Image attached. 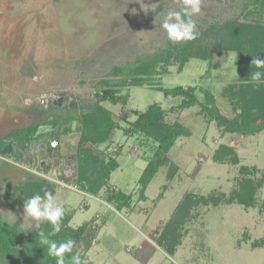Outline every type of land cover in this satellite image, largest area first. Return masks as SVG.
Here are the masks:
<instances>
[{
  "label": "rangeland",
  "instance_id": "1",
  "mask_svg": "<svg viewBox=\"0 0 264 264\" xmlns=\"http://www.w3.org/2000/svg\"><path fill=\"white\" fill-rule=\"evenodd\" d=\"M245 3L202 0L201 12L193 16L195 31L232 19L264 28V5L246 9ZM181 4L182 0H0V137L38 121L32 107L50 109L59 101L62 106L72 101L79 110L93 103L103 83L124 78L108 74L114 65L175 44L161 24L167 12L179 11ZM242 30L237 41L245 44L246 56L253 51L255 58L264 59V31L254 40L245 38L249 29ZM211 35L201 39L212 42ZM238 49V44L216 47L211 59L193 57L183 66L173 58L165 73L153 76L155 82L123 86L125 104L101 101L119 123L103 144L83 141L79 123L71 121L43 125L25 146L13 142L10 152H0V217L19 225L18 243L26 244L25 232L52 234L49 222H37L24 213L29 198L48 191L65 210L61 230L91 223L76 247L82 264H264V130H225L202 109L204 88L215 94L225 117L240 119L242 108L256 115V94L248 95L244 88L243 96L238 94L245 84L257 85L242 77L253 67L239 63ZM177 85L196 86L198 103L179 109L182 97L159 89ZM260 85L262 89L264 82ZM153 102L160 103L167 122L183 132L141 199L138 181L156 143L125 129L136 119L135 110H145ZM55 131H60L59 149L49 154L46 143ZM86 150L117 163L108 183L96 191L90 187L100 180L101 170L82 165ZM242 179L256 186L255 206H245L233 195ZM114 189L132 195L130 206H116L110 199ZM189 198L207 201L193 203Z\"/></svg>",
  "mask_w": 264,
  "mask_h": 264
},
{
  "label": "trees",
  "instance_id": "2",
  "mask_svg": "<svg viewBox=\"0 0 264 264\" xmlns=\"http://www.w3.org/2000/svg\"><path fill=\"white\" fill-rule=\"evenodd\" d=\"M264 5V0H246L245 8L248 9L252 5ZM236 20V19H235ZM235 20L226 21L225 25H211L206 31L197 32V39L194 41L182 42L171 44L169 48L165 50H159L155 52H143L140 55L134 57L131 61L123 65H114L110 74H121L124 78L119 79L117 82H110L108 80L103 83V91L100 92L98 100L89 104H82L78 109H74L70 106L63 107L62 105H51L50 109H47L44 105H38L32 107V109L40 117L38 121L29 125H25L10 131L7 136L0 137V150L6 145L16 142L21 146L31 140L39 130V128L46 124H67L71 121H77L79 123L78 128L81 131L83 141H88L94 145L105 143L113 133V130L119 127V123L113 118L112 111L106 108L101 101L109 100L110 102L124 103L127 101L128 95L122 94V87L125 85H137L141 86L145 81L155 82L154 75L165 73L168 67L172 63V59H177L183 66L190 58L196 57L201 59H211L216 47L230 48L231 44H238V58L240 64L249 65L252 70L246 75H242L245 79L251 78V73L255 71L264 72V68L257 69L252 63L255 58L253 51H249L246 56L247 49L245 44L241 45L238 41V35L243 34L244 28L249 29L245 32V38L252 37L254 40H258L259 36L264 31L262 26H253L250 24H241ZM263 29V30H262ZM230 35L228 39L226 34ZM211 35L212 42H204L202 36ZM244 41L243 38H241ZM225 42H230L229 44ZM264 41L262 40V43ZM262 47V45H261ZM257 52L262 54L260 48H257ZM252 58V61L250 60ZM261 59V58H260ZM251 72V73H250ZM253 84H245L241 86L238 94H241L244 88L247 94H256L259 99L258 109L256 115L250 113V110L242 108V114L240 119H229L225 117L219 110L216 102L215 94L209 90L202 88L204 93L206 104L202 106L211 118L217 120L224 126L225 130L235 131L240 133H257L264 130V87L259 88L260 83L252 87ZM196 86L184 87L177 85L175 87H159L165 95L180 96L182 101L177 106L179 109H187L198 103L196 96ZM253 88V89H252ZM235 94V92H233ZM259 94L260 97L257 95ZM246 95V96H248ZM244 96V97H246ZM136 119L130 122V127L125 129L127 134H141L144 136L146 142L152 140L156 143L153 147V155L148 160L140 178H139V194L141 199H145V192L153 180L154 176L160 169V167L167 163V152L174 146L177 139L182 134L183 130L181 126L170 124L166 120V110L158 102H153L147 106L145 110H135ZM65 130H70L66 128ZM56 135L60 136V131L51 133V137ZM5 138H8L7 140ZM231 152L232 149H230ZM82 165L87 167H96L101 170L100 180L91 188L96 191L103 185L108 183V178L111 172L117 167L116 159L110 158L107 162L99 156L95 155L91 150L87 152L82 158ZM81 166V167H83ZM176 168V167H175ZM171 176V174H170ZM255 184L252 180L242 179L237 191H234V197L237 201L245 206H255L254 194ZM110 199L116 204L119 209L128 207L132 201V195L126 193L120 189L112 190ZM189 202L198 203L206 202L205 198H198L195 201L190 198ZM91 223H84L77 228H64L59 233L51 234L48 237L43 231H39L34 235H30V232L23 236L26 240V244L22 247L18 243V237L21 236L20 227L15 223H6L0 217V264H56V258L48 254V245L42 241L48 239L54 241L57 244L66 242L71 239L76 243L72 249V252L65 253V264H71L72 256H75L76 247L80 245L85 239L84 234ZM43 233V236L40 235ZM82 260V257H80Z\"/></svg>",
  "mask_w": 264,
  "mask_h": 264
},
{
  "label": "clouds",
  "instance_id": "3",
  "mask_svg": "<svg viewBox=\"0 0 264 264\" xmlns=\"http://www.w3.org/2000/svg\"><path fill=\"white\" fill-rule=\"evenodd\" d=\"M202 0H182L179 11L167 12L161 27L166 31L170 41L182 43L194 41L197 39L198 33L195 31L196 22L194 15L201 12ZM252 63L257 69L264 68V59L254 58ZM251 80L257 84L264 82V72L255 71L251 74ZM24 213L37 222L47 221L52 225V234L61 231V221L65 214L62 206L54 203V197L51 192L45 191L42 197L36 194L29 198L24 205ZM43 236V233H40ZM48 245V254L56 258V264H65V253L72 252L75 245L74 240H67L57 244L54 241L44 239L42 241ZM71 264H82L78 255L72 256Z\"/></svg>",
  "mask_w": 264,
  "mask_h": 264
},
{
  "label": "water",
  "instance_id": "4",
  "mask_svg": "<svg viewBox=\"0 0 264 264\" xmlns=\"http://www.w3.org/2000/svg\"><path fill=\"white\" fill-rule=\"evenodd\" d=\"M70 106L73 108L76 106V104L71 101ZM59 145H60V137L58 135L54 137L52 142L47 141L46 147H47L48 153H50L52 149H55V150L59 149ZM11 150H12V146L8 144L0 152L6 153V152H10ZM41 156H42V153H41Z\"/></svg>",
  "mask_w": 264,
  "mask_h": 264
},
{
  "label": "flooded vegetation",
  "instance_id": "5",
  "mask_svg": "<svg viewBox=\"0 0 264 264\" xmlns=\"http://www.w3.org/2000/svg\"><path fill=\"white\" fill-rule=\"evenodd\" d=\"M57 104H58V105H62V104H61V101H59ZM57 104L54 103L53 105H57ZM63 107H65V106H63ZM70 107H71V106H70ZM56 136H57V135H56ZM59 137H60V136H59ZM53 139H54V137H53ZM53 139H52V141H53ZM48 141L52 142L51 140H48ZM49 154H50V153H49Z\"/></svg>",
  "mask_w": 264,
  "mask_h": 264
}]
</instances>
